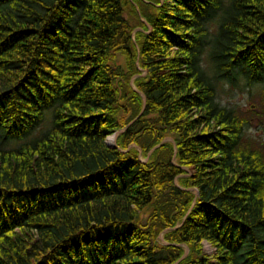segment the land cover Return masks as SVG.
<instances>
[{
    "label": "trees",
    "instance_id": "trees-1",
    "mask_svg": "<svg viewBox=\"0 0 264 264\" xmlns=\"http://www.w3.org/2000/svg\"><path fill=\"white\" fill-rule=\"evenodd\" d=\"M254 117L264 0H0V264H264Z\"/></svg>",
    "mask_w": 264,
    "mask_h": 264
},
{
    "label": "rangeland",
    "instance_id": "rangeland-1",
    "mask_svg": "<svg viewBox=\"0 0 264 264\" xmlns=\"http://www.w3.org/2000/svg\"><path fill=\"white\" fill-rule=\"evenodd\" d=\"M129 18L131 22L135 25L136 23L135 18L133 17H129ZM140 20L142 21V19ZM121 61L122 58L117 56L114 62L118 64ZM201 64H202V69H205L207 71L206 76L209 77V79L214 83L216 102L220 106L227 107L228 109H237L239 112L247 113L249 115H253V112L258 111L259 96L256 93L255 86L246 85L244 79H240V80L238 79L234 81L233 85H231L225 79L214 77L213 71H211V69L208 67L206 54H205V61L202 59ZM36 133L38 134L39 130H37ZM246 134L248 135V137L259 140L261 139L264 141V125L260 124L259 119L254 117L248 123V126L246 128ZM112 136L113 135L107 137L105 140L106 145L109 147H112L115 143L114 141L116 140V138L114 140H111ZM166 141L172 142V138L166 137L160 143V145ZM7 144H12V143H7ZM151 152H149V154ZM203 250L207 254L211 253V248L206 243H204Z\"/></svg>",
    "mask_w": 264,
    "mask_h": 264
},
{
    "label": "water",
    "instance_id": "water-1",
    "mask_svg": "<svg viewBox=\"0 0 264 264\" xmlns=\"http://www.w3.org/2000/svg\"><path fill=\"white\" fill-rule=\"evenodd\" d=\"M118 133H119V132H117L116 134H114V135L112 136L113 140L116 138V136L118 135ZM114 142H115V141H114ZM158 146H160V144H159ZM158 146L154 147L152 150L156 149ZM112 147H115V143H114V145H113ZM152 150H151V151H152ZM151 151H150V152H151Z\"/></svg>",
    "mask_w": 264,
    "mask_h": 264
},
{
    "label": "bare ground",
    "instance_id": "bare-ground-1",
    "mask_svg": "<svg viewBox=\"0 0 264 264\" xmlns=\"http://www.w3.org/2000/svg\"><path fill=\"white\" fill-rule=\"evenodd\" d=\"M111 140H113V138H111Z\"/></svg>",
    "mask_w": 264,
    "mask_h": 264
}]
</instances>
